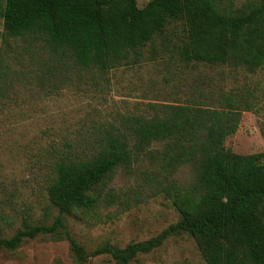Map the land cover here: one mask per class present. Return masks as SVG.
<instances>
[{
  "label": "trees",
  "instance_id": "obj_1",
  "mask_svg": "<svg viewBox=\"0 0 264 264\" xmlns=\"http://www.w3.org/2000/svg\"><path fill=\"white\" fill-rule=\"evenodd\" d=\"M233 1L150 0L139 8L136 0H0V98L18 84H36L26 75L40 83L66 79L68 73L95 79L157 59L254 73L264 65V0L241 7ZM147 108L94 134L80 150L65 143L46 185L58 214L51 224L17 215L21 228L0 238V250L12 253L45 237L66 242L75 264L102 255L129 264L186 233L206 264H264V155H239L224 145L236 133L241 112L254 111L251 101L218 89L182 104L148 103ZM261 134L264 138V127ZM154 144L162 148L150 152ZM145 155L159 166L144 174L148 196L170 202L179 220L146 241L84 251L69 233L66 217L107 221L110 216L103 220L100 208L139 204L143 187L134 195L108 183L121 168L131 172ZM186 165L195 175L180 184L173 176ZM1 218L0 230L15 223Z\"/></svg>",
  "mask_w": 264,
  "mask_h": 264
},
{
  "label": "rangeland",
  "instance_id": "obj_2",
  "mask_svg": "<svg viewBox=\"0 0 264 264\" xmlns=\"http://www.w3.org/2000/svg\"><path fill=\"white\" fill-rule=\"evenodd\" d=\"M150 0H136L139 8ZM255 0H234V7ZM0 32L2 20L0 17ZM15 44L11 49L17 50ZM10 49V50H11ZM33 55H36L33 54ZM44 59V57H41ZM28 64V57L24 59ZM36 84H18L13 93L0 98V228L2 216L15 223L0 230V238L12 236L21 228L17 215L33 222L51 224L58 214L46 196L51 163L64 150L65 143L82 149L94 134L109 125H121L123 117L143 114L148 103L182 104L198 99L200 93L221 89L225 94L247 97L254 111H242L235 134L224 145L235 154L263 153L264 138V65L254 73L228 66L197 65L182 67L165 59L122 66L103 78L79 77L68 73ZM39 85V86H38ZM162 148L154 144L149 150ZM264 165V157L261 160ZM158 165L148 155L142 156L131 172L119 169L108 187L134 194L143 187L142 201L127 210L117 205L100 208L102 219L68 215L69 233L86 252L105 244L124 248L130 243L149 240L179 220L172 204L162 196H148L143 185L144 174L154 172ZM192 166L181 167L174 180L189 184L194 177ZM0 264H75L68 244L38 237L25 242L15 252L0 250ZM83 264H115L110 256L91 258ZM129 264H206L194 241L186 233L166 239L149 252L140 253Z\"/></svg>",
  "mask_w": 264,
  "mask_h": 264
}]
</instances>
